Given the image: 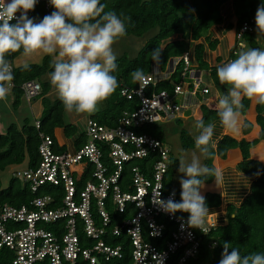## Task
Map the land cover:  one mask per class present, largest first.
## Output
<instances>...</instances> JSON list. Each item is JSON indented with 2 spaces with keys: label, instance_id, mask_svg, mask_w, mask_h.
<instances>
[{
  "label": "built area",
  "instance_id": "2783aa9c",
  "mask_svg": "<svg viewBox=\"0 0 264 264\" xmlns=\"http://www.w3.org/2000/svg\"><path fill=\"white\" fill-rule=\"evenodd\" d=\"M42 5L48 9L50 0H37L35 7ZM255 13L237 28L235 46L231 50L234 56L244 48L245 35L260 34L255 25ZM229 56L224 63L232 60ZM180 60L184 80L172 93L145 94L147 86H155L168 78L153 65L151 73L139 82L137 89L121 90V96L127 100L137 98L138 108L123 112L114 127L89 121L85 129L87 142L80 148L55 152L53 140L41 136L39 161L34 167L18 170L12 176L27 184L32 194L46 186L60 187L62 192L59 200L42 195L20 207L0 205V249L4 247L13 253L12 264H99L100 259L104 262L121 260L122 246H111L103 240L109 233L110 238L125 233L129 239V264H158L154 256L160 257V264H168L177 254V264H188V260L198 254L195 229L202 234L209 233L218 226L215 216L205 217V232H202L189 227L186 217L167 213L152 202L153 194L161 186L160 199L167 201L171 197L176 202V195H172L175 192H166L163 183L169 153L163 142L136 131L142 126L177 119L191 107L192 101L196 104L198 95L209 94V88L202 86L201 72L191 67L188 54L182 55L176 63ZM21 88L26 102L40 92V85L34 81L24 83ZM35 126L39 127V123ZM150 156L155 159L149 166L141 169L132 165L129 178L122 177L125 164ZM88 165L91 170L84 176ZM81 179L82 186L77 189V180ZM107 201L114 214L131 216L112 225ZM166 224L171 226L169 239L163 240ZM79 231L83 232L84 241L79 238Z\"/></svg>",
  "mask_w": 264,
  "mask_h": 264
},
{
  "label": "trees",
  "instance_id": "16d2710c",
  "mask_svg": "<svg viewBox=\"0 0 264 264\" xmlns=\"http://www.w3.org/2000/svg\"><path fill=\"white\" fill-rule=\"evenodd\" d=\"M227 1L229 0H100V3L105 5V12H114L124 21L126 28L124 37L133 36L141 38L144 34L155 28L158 29V32L144 44L135 59H128L126 55L116 59L117 68L111 74L117 78L119 86L108 99L101 103V108L96 113L92 114L88 120L83 121L85 123L84 126L82 125V130H78L75 123L66 121L65 116L68 112L65 110L59 97H56L53 101L48 98V94L52 90L51 83L41 81V78L50 76V73L54 71L56 60L50 55H45L42 57L40 63L28 64L29 68L25 70L23 65L12 66L13 60L21 55L22 51L7 54L5 58L11 65L13 75L12 81L7 86L11 88L15 96L14 106H18L20 99L23 97L22 85L26 82L34 81L40 85V92L32 101L27 103H32L39 99L42 111L33 124L24 120L20 129L12 124L7 128L4 135H0V173L9 166L20 165L22 163H25L27 167H34L39 161L38 146L41 142V136H47L53 140L55 152L66 151V146H59L57 144L54 134L55 129H62L63 135L67 139L74 138L73 146L74 150H76L87 142L85 129L89 121L97 122L106 127H114L117 119L121 117L123 112L136 110L139 106L137 98L133 97L127 100L121 96L122 89L135 90L138 88L140 81H134L130 75L136 69H142L144 76L151 73L153 65H156L161 72H164L171 59H179L185 53L190 57V52L193 51L192 54L197 63V68L200 71H209V78L218 89L220 96L226 95L228 85L219 82L216 75L218 67L209 69L203 61L204 45L202 43L193 45L192 43L199 41L201 38H206V35L213 26L222 23L221 7ZM230 1L233 5L237 28L242 23L248 21L254 15L257 8L264 3V0ZM53 11L55 9L52 5L48 9L42 5L31 10L28 17L33 19L34 23H39L44 16L50 15ZM243 39L245 43L244 47L247 49H259L255 35H245ZM209 46L213 47L214 43H209ZM154 50L160 51V59L156 62L152 59ZM57 56L58 54L55 53L54 57ZM229 57L233 60L238 58V54L234 56L233 52L230 51ZM183 67L182 60L178 61L169 78L159 82L155 86H147L145 94L150 96L160 91L172 93L174 87L181 84L184 80L182 77ZM242 104L241 115H246L249 111L250 100L243 98ZM200 112L201 118L199 120L202 119L205 125L214 122L220 123L218 110L209 109L207 106L201 104ZM254 113L255 122L259 127V136L256 140L252 142H247L244 139L237 141L225 135L218 140L215 147H211L210 145L212 156L209 159L204 157L203 163L209 168H215L213 165L215 157L224 160L230 150L238 149L241 154V161L236 166L238 171L250 178L255 177L257 174H259V177L252 182L249 194L244 198L239 207H234L233 205L227 206V222L225 225H218L207 234H202L194 228L199 241V251L195 257L188 260V264H219L225 242L229 243V251L235 248L240 252L242 257L253 253L264 254V161L259 162L250 158L252 148L259 142L264 143V105L256 102ZM71 114L76 113L73 112ZM36 122L39 123V127L35 126ZM251 127L249 122L244 121L242 127L243 134L250 132ZM197 130L200 131L199 129ZM136 131L147 133L164 143V132L158 124L142 126L136 129ZM180 139L183 149L188 150L195 147V142L185 130L180 131ZM168 153L169 164L164 176V188L166 192L174 191L176 202H180L182 189H173L171 185L173 176L178 171L179 161L170 156L169 150ZM153 158L155 159V157L150 156L144 160L125 164L122 177L125 179L129 178V170L132 165H138L141 169H144L150 165ZM85 170L83 172L84 176L87 175V171L91 170V167L88 165ZM201 179L205 180L204 184H208L213 181L214 176L201 177ZM82 182V179L77 180V189L81 188ZM61 192L62 188L60 187L46 186L40 188L36 194H32L27 184H22L19 179L12 176L7 188H0V205L9 204L20 207L27 205L33 198L42 195H50L59 200L58 196ZM203 197L208 209L220 206L219 195L206 193ZM106 208L111 215L112 225L131 216V214L127 213L123 215L114 214L108 201ZM176 213L187 219L189 217V213L187 212L178 211ZM166 225L167 229L164 231L163 240L169 239L171 226ZM51 229L54 231L53 228ZM78 235L81 241H84L83 232L79 231ZM103 240L111 246L121 245L123 258L121 260L112 259L108 262L100 259L99 264L130 263L129 239L125 236V233H122L119 237L114 236L112 238H110L109 233V237H103ZM153 243L157 242L154 241ZM13 257V253L7 248L3 247L0 249V264H12ZM178 257L179 254L174 255L168 264H177Z\"/></svg>",
  "mask_w": 264,
  "mask_h": 264
},
{
  "label": "clouds",
  "instance_id": "9594fccd",
  "mask_svg": "<svg viewBox=\"0 0 264 264\" xmlns=\"http://www.w3.org/2000/svg\"><path fill=\"white\" fill-rule=\"evenodd\" d=\"M36 3L37 0H10L7 3L0 0V100L6 98L9 91L6 85L13 79L11 65L5 58L7 54L22 51L23 56L31 57L38 53L51 55L58 52L50 83L65 110L76 114L95 113L98 105L119 86L117 78L111 74L117 68L112 45L126 34L124 21L114 12H105V5L100 0H50L55 11L34 23L27 13L35 8ZM18 12L19 16L16 15ZM14 20L15 23H10ZM255 25L257 31L264 34V3L256 10ZM152 59L159 61L160 51L154 50ZM172 60V66L168 65L164 71L168 78L178 59ZM23 67L27 70L29 65L25 63ZM130 75L134 81L145 79L142 69H136ZM216 75L221 84L229 86L227 94L218 99L220 124L228 131L238 132L242 99L264 105V50L240 51L238 58L219 66ZM196 128L200 130L195 139L196 148L209 159L215 125H205L201 119ZM178 171L187 177L180 180V202L171 197L167 201L160 199L162 186L153 194L152 202L170 214L189 213L188 226L205 232L204 222L209 209L201 195L205 181L201 177L214 176L215 181H220L222 173L202 165L196 155L190 162L181 158ZM229 249V243L225 242L219 264H264V254L242 257L237 249ZM154 257L160 264V257Z\"/></svg>",
  "mask_w": 264,
  "mask_h": 264
},
{
  "label": "crops",
  "instance_id": "0c3cea01",
  "mask_svg": "<svg viewBox=\"0 0 264 264\" xmlns=\"http://www.w3.org/2000/svg\"><path fill=\"white\" fill-rule=\"evenodd\" d=\"M221 14L223 17L222 23L213 26L206 35V38H201L199 41L192 43L193 45L198 43H202L204 45V51L202 55L203 61L207 64L209 69L221 66L230 55V51L234 48L236 42L237 24L236 17L233 11V5L230 0L222 5ZM256 42L259 46V49L261 50L264 46V34H256ZM209 43H214V46L210 47ZM245 48L246 47H244L243 49ZM192 53L193 51L190 52L191 67L197 72H202V70L200 71L197 68V63ZM12 66L17 67V65ZM207 74L209 76V71H207ZM47 77L50 78V76ZM42 80L50 82V79H44V77L41 78V81ZM212 86L213 88L212 90L209 89L210 92L207 96L198 95L196 104L193 105L194 102L192 101L191 107L185 110L179 117H177V119H175L176 121L181 122L182 120L193 118V133L196 135V137L200 134V131H198L195 127L196 121L201 118L200 104L207 106L209 109L218 110L217 104L220 94L218 89L213 84ZM255 103V100H250L249 111L246 115H241V125L238 132L228 131L219 122H214L213 124L215 125V128L212 140L210 142L211 147H215L218 140L225 135L237 141L244 139L247 142H252L253 140H256L259 136V127L255 122ZM193 108L194 110H192ZM41 111L42 106L40 109V114ZM244 121L249 122L252 126L250 132H248L247 134H243L242 132ZM54 134L59 146H66V150L68 151L74 150V138H65L62 129H55ZM191 150L193 149H188L187 151ZM250 158L259 162L264 161V143L259 142L252 148V150L250 151ZM240 161L241 154L238 149L230 150L224 160H220L219 158L215 157L213 160V165L215 169L219 170L222 173V180L215 181L214 177L212 182L204 184L201 189L202 196H204L206 193H213L219 195L220 197V206L218 208L209 209L208 213L215 216L218 225H225L227 222V206L233 205L234 207H239L244 198L249 194L252 182L259 177V174H257L255 177L250 178L238 171L236 166Z\"/></svg>",
  "mask_w": 264,
  "mask_h": 264
},
{
  "label": "rangeland",
  "instance_id": "374dc122",
  "mask_svg": "<svg viewBox=\"0 0 264 264\" xmlns=\"http://www.w3.org/2000/svg\"><path fill=\"white\" fill-rule=\"evenodd\" d=\"M157 32L158 29L155 28L149 31L148 33L144 34L141 38H137L133 36H127V37L123 36L118 38L116 42L112 45V50L116 55V59L123 55H126L128 59H135L141 48L144 46V44L150 38L154 37L157 34ZM263 48L264 46L262 47V49ZM246 49L247 48L241 49L240 51ZM45 55H49V54L38 53L31 57H25L21 54L16 59L13 60L14 62H12V65L22 66L25 63L27 64L40 63L42 57ZM54 55L55 53L51 54L50 56H52L54 60H57L58 56L54 57ZM201 73H202L201 74L202 86L206 85L207 87H209L210 90H212L213 88L212 82L207 74V71L204 70ZM44 79H50V78L45 76ZM56 97H58V94L56 92V89L52 86V90L49 92L48 98L51 101H53L54 99H56ZM177 100L179 103L180 97H178ZM14 101H15V96L11 88H9L6 98L4 100H0V135H4L6 133L7 128L12 124L15 125L18 129H20L24 123V120H27L30 124H33L38 119L37 117L40 116L41 105L39 99L32 103H27L25 99L22 97L20 99L19 105L16 107L14 106ZM100 108H101V103L98 105V110ZM192 110H194V108ZM91 115L88 114L77 115V114L66 113L65 119L67 122L69 121L75 123L77 129L81 130L82 125L84 124L83 121L88 120ZM193 121H194L193 118L182 120L181 122L180 121L178 122L176 120H166L160 122L158 125L163 129L164 142L170 152V156L173 159L180 161L181 158H185L188 162H190L192 156L196 155L199 157L201 164L204 165L203 163L204 156L196 148V145L191 151H187L183 149L181 145V139H180L181 130H185L186 132H188L189 136L195 142L196 135L193 133L194 132V128L192 126ZM26 167L27 166L25 163L7 167L3 172L0 173V188L2 189L7 188L8 183L12 178V174L18 170H25ZM173 177L174 178L172 179L171 182L173 189L181 188L180 185L181 178L182 177L187 178L184 177V174L180 173L179 171H177ZM19 181L23 184V181L21 179H19Z\"/></svg>",
  "mask_w": 264,
  "mask_h": 264
},
{
  "label": "water",
  "instance_id": "95a60500",
  "mask_svg": "<svg viewBox=\"0 0 264 264\" xmlns=\"http://www.w3.org/2000/svg\"><path fill=\"white\" fill-rule=\"evenodd\" d=\"M172 64H173V60L171 59V60L169 61V63H168L169 67H171Z\"/></svg>",
  "mask_w": 264,
  "mask_h": 264
}]
</instances>
